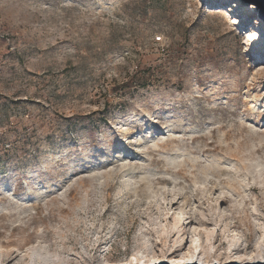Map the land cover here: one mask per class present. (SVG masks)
<instances>
[{
    "label": "rangeland",
    "instance_id": "obj_1",
    "mask_svg": "<svg viewBox=\"0 0 264 264\" xmlns=\"http://www.w3.org/2000/svg\"><path fill=\"white\" fill-rule=\"evenodd\" d=\"M258 17L220 0H0L2 263L113 264L142 238L166 251L174 218L193 222L186 251L204 196L226 197L217 207L251 249L258 231L240 220L264 216ZM175 195L187 197L171 209Z\"/></svg>",
    "mask_w": 264,
    "mask_h": 264
},
{
    "label": "bare ground",
    "instance_id": "obj_2",
    "mask_svg": "<svg viewBox=\"0 0 264 264\" xmlns=\"http://www.w3.org/2000/svg\"><path fill=\"white\" fill-rule=\"evenodd\" d=\"M157 181L165 182L166 180L159 178ZM198 192L193 196L194 198H197ZM202 192L204 194L207 193L206 191ZM182 196L175 195L165 205L167 207L170 206L172 209L179 204L181 199L187 197ZM202 199H206L207 203H202V206H206L207 213H202L201 217L195 222L196 224L190 237V245L186 251L185 245L187 246V242L185 244V236L187 235V226L185 227V224L188 223V226H191L193 222L189 218H185L186 223L184 224L181 218H174L173 222L163 229L159 236L160 239L163 236L162 243L164 246H167L168 240L175 238L173 244L166 251H164L165 249H161L158 252L151 249L148 246L149 242L142 238L140 240L141 247L135 251L131 258L113 264H157L162 261L168 264H226L228 262L251 264L264 262V216L261 219L256 218L257 223L251 222L248 214L244 215L242 219L240 218L244 226L246 224H249L251 227L255 225L254 232L258 231V236L254 240L253 247L250 249L248 247L249 241L240 235L234 221H230V218H227L226 214L217 207L220 202L227 200L226 197H219L212 201L211 198H205V196ZM185 203L187 205L188 201ZM223 244H227V248H222ZM221 256H223L222 259L220 258ZM0 264H3L1 260ZM28 264L40 263L31 259Z\"/></svg>",
    "mask_w": 264,
    "mask_h": 264
},
{
    "label": "water",
    "instance_id": "obj_3",
    "mask_svg": "<svg viewBox=\"0 0 264 264\" xmlns=\"http://www.w3.org/2000/svg\"><path fill=\"white\" fill-rule=\"evenodd\" d=\"M222 9H233L246 5H255L259 8V22L264 33V0H220ZM157 264H168L167 262H159ZM195 264V263H193ZM226 264H238L235 262H228ZM249 264V263H246ZM251 264H264V262H257Z\"/></svg>",
    "mask_w": 264,
    "mask_h": 264
}]
</instances>
